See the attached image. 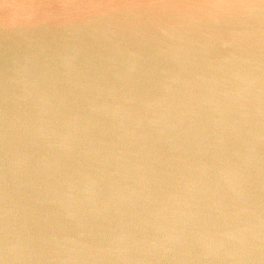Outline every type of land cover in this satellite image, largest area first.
Instances as JSON below:
<instances>
[{"label": "water", "instance_id": "95a60500", "mask_svg": "<svg viewBox=\"0 0 264 264\" xmlns=\"http://www.w3.org/2000/svg\"><path fill=\"white\" fill-rule=\"evenodd\" d=\"M0 264H264V0H0Z\"/></svg>", "mask_w": 264, "mask_h": 264}]
</instances>
